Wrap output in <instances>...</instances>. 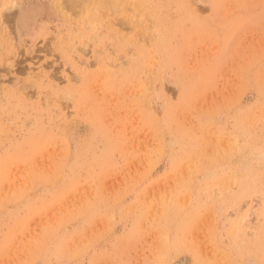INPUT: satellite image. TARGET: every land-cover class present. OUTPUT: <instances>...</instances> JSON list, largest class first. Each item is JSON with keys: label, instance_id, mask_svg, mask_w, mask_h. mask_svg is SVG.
I'll return each instance as SVG.
<instances>
[{"label": "rangeland", "instance_id": "1", "mask_svg": "<svg viewBox=\"0 0 264 264\" xmlns=\"http://www.w3.org/2000/svg\"><path fill=\"white\" fill-rule=\"evenodd\" d=\"M69 1L0 0V264H264V0Z\"/></svg>", "mask_w": 264, "mask_h": 264}, {"label": "bare ground", "instance_id": "2", "mask_svg": "<svg viewBox=\"0 0 264 264\" xmlns=\"http://www.w3.org/2000/svg\"><path fill=\"white\" fill-rule=\"evenodd\" d=\"M68 1H69V0H68ZM70 1H71V0H70ZM70 1H69V2H70ZM74 1H75V0H73V2L71 3L72 5L74 4ZM77 1H79V0H76V3L78 4L79 2H77ZM89 1H90V0H89ZM108 1H109V0H108ZM69 2H68V3H69ZM81 2L83 3L84 1L82 0ZM85 2H86V1H85ZM110 2H111V1H110ZM62 3H65L64 0H63ZM68 3L66 2L67 6H68ZM82 3H81V4H82ZM60 4H61V3H60ZM57 5H58V4H57ZM63 5H64V4H62V6H63ZM69 5H70V4H69ZM72 5H70V7H71ZM75 5H76V4H75ZM78 5H79V4H78ZM78 5H77V6H78ZM58 6H59V5H58ZM67 6H66L65 8H67ZM80 8H81V7H80ZM80 8H79V9H80ZM72 9H75V8H73V6H72ZM63 10H64V9H63ZM77 10H78V9H77ZM66 12H67V11H66Z\"/></svg>", "mask_w": 264, "mask_h": 264}]
</instances>
